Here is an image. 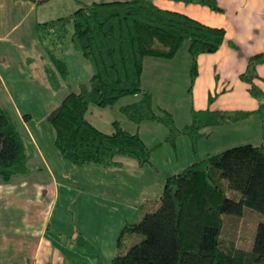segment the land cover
Returning <instances> with one entry per match:
<instances>
[{
  "label": "trees",
  "instance_id": "16d2710c",
  "mask_svg": "<svg viewBox=\"0 0 264 264\" xmlns=\"http://www.w3.org/2000/svg\"><path fill=\"white\" fill-rule=\"evenodd\" d=\"M170 1L222 12L215 0ZM70 25L72 45L91 64L93 74L89 84L69 93L47 117L55 132L56 149L78 167H115L121 158H130L139 167H155L152 150L139 134L117 123L114 132L101 131L87 118L90 106L106 108L123 98L140 96L122 108L125 115L138 125L146 120L161 122L173 133V115L168 111L156 114L151 94L143 87L146 61L172 60L187 43L194 82L198 58L218 52L226 41V30L163 9L153 0L83 2L72 15L37 25L51 63L45 66V75L55 91L59 88L55 72L64 79L69 75L67 63L56 50L63 46ZM48 40L52 48L46 46ZM260 64H264V53L251 57L245 75L257 78L255 70ZM252 90L256 91L255 86ZM250 114L194 110L192 124L183 131L196 139L207 135H201L202 129L237 123ZM36 154L19 122L0 105V181L7 183L28 174ZM228 188L241 198L229 197ZM244 208L264 214V146L230 148L195 158L180 172L166 174L160 199L142 208L138 222L124 225L111 264H264V223L258 225L251 251L222 237L223 215L239 217ZM128 239L136 242L129 247Z\"/></svg>",
  "mask_w": 264,
  "mask_h": 264
},
{
  "label": "rangeland",
  "instance_id": "374dc122",
  "mask_svg": "<svg viewBox=\"0 0 264 264\" xmlns=\"http://www.w3.org/2000/svg\"><path fill=\"white\" fill-rule=\"evenodd\" d=\"M83 2L85 3L82 0H51L48 4H38L37 12L29 20L30 29L29 21H23L14 33L5 39H0V71L2 70L12 94L9 99L5 92L0 90L1 95L6 98L4 108L19 122L20 130L26 136L27 132L16 115L15 108H18L22 118H26V122L30 123V129L38 142L42 139L48 141L49 137L52 139L53 135L55 136L54 129L47 122L49 112L59 106L69 93L79 91L81 84H89L93 69L91 64L74 49L71 42L73 27L70 25L63 46L56 50V55L67 63L69 75L65 79L60 78L59 73L54 71L59 88L56 91L53 90L43 68L45 63L49 65L51 63L38 38V35L41 36L42 33L33 29L32 22L36 19L41 24L48 20L68 17ZM237 32L243 35V32ZM254 33L255 31L252 39H250L251 36H243L242 41H238L235 37L239 43L238 46L231 45V37H227L222 51H220L221 48L216 53L201 55L198 58V73L194 82L192 60L187 50V43L172 60L148 59L146 61L143 87L151 94L152 106L156 114L163 115L164 111H168L173 115V133L169 126L161 122L146 120L138 125L125 115L122 108L138 101L140 96L123 98L111 107L90 106L87 118L98 129L112 133L117 123L123 129L139 134L152 150V162L155 169L150 165L138 168L134 160L121 158L124 161L122 168L99 167L100 170H95L98 173L108 171L118 174V177L114 175L116 178H112L111 175L108 178L110 187H113V196H118L125 190V198L133 197V192L140 191L141 210L147 203V200H142V196L149 197L146 189L150 188L149 191L154 192L159 183L165 180V173H178L193 164L195 158L204 159L208 155H215L230 148L243 145L264 146V64L257 66L255 70L257 78L251 79L250 74L245 75L249 60L260 50L256 49L258 44L262 45L261 52L264 53V31H260V35H254ZM19 37L26 45L24 48L16 44ZM46 46L52 48L49 40L46 41ZM2 65L7 66L8 70H5ZM254 86L256 94L252 90ZM208 108L213 111H250L251 114L237 123L202 129L201 135L202 133L207 135L192 139L190 132L182 130L192 124L194 110ZM67 170H69L70 189L86 186L87 183L84 182L85 177L82 174L84 170ZM105 176L104 174L101 177L105 178ZM89 179L93 182L95 178L90 176ZM225 184L227 185V182ZM227 195L235 200L241 198L239 192L229 188ZM62 199L63 196L56 212L60 215L62 222V229H60L62 234L69 238L71 233L80 230L92 244V251L85 249L84 252L87 254L80 253L79 259L67 257L70 260L68 262L111 264L117 254L116 241L123 229L119 221L127 211L110 214L115 217L110 219L108 224L101 223L99 220L100 225L92 223L87 228L85 224L86 228H82L81 225L78 226L76 217L78 216V212L75 211L77 202L73 201L72 205L67 207ZM94 211L96 213L94 219H96L99 213L96 209ZM89 216V213H82L80 217L88 219ZM126 216L128 215L124 217ZM140 216L141 211L139 218ZM131 219L132 222L138 220L132 216ZM223 222L222 237L234 240L240 249L251 251L258 225L264 223V214L244 208L243 214L239 217L223 215ZM135 242V240H126L129 247Z\"/></svg>",
  "mask_w": 264,
  "mask_h": 264
},
{
  "label": "crops",
  "instance_id": "0c3cea01",
  "mask_svg": "<svg viewBox=\"0 0 264 264\" xmlns=\"http://www.w3.org/2000/svg\"><path fill=\"white\" fill-rule=\"evenodd\" d=\"M82 1L91 3L93 1L127 0ZM153 1L163 9L185 14L204 25L225 29L226 40L227 37H231V45L238 46L237 40L242 41L243 36H251L250 39H252L254 31V35H260V31H264V0H215L218 7L222 10L220 13L197 4H185L170 0ZM49 2L51 0H0V39H5L14 33L23 21H29L30 17L37 12L38 4H48ZM32 23L34 25L33 29L36 31L37 28L35 26L39 22L34 19ZM28 25L30 29V21ZM237 31L243 32V35ZM21 33L23 35V32ZM21 37L17 39L18 42L16 44L20 48H24L26 45L20 40ZM235 37H237V40ZM256 49H260L256 54H260L263 51L262 45L259 44ZM222 50L223 47L220 51ZM46 65L48 64L45 63L43 68ZM2 66L5 70H8L6 69L7 66ZM1 71L0 90H3L7 97L11 99L10 95L12 94ZM5 99V96L0 93V105L3 107ZM17 109L15 108L16 115L27 132V135L24 136L34 143L37 154L31 162L32 169L29 174L16 176L7 183L0 181V264H71V262H68L70 260L67 257L79 259L81 258L80 253L87 254L84 252L85 249L92 251V244L82 233L83 231L73 232L69 238L62 234L60 230L62 229V222L60 215L56 213L62 196L63 203L66 206L72 205L73 201L77 202L75 211L78 212V216L76 217L78 226L81 225L82 228L85 227V224H87V228L92 223L100 225L99 220L101 223L108 224L110 219L112 220L115 217L110 214L119 211L121 213L127 211L125 215H128L124 217L125 215L121 214L123 218L120 219L119 225H123L122 227L127 223H135L140 220L143 214L142 208L140 210V191H137V193L133 192V197L127 196L125 198V190L118 196H113V187H110L108 178L110 175L112 178L118 177L117 173H109L108 171L107 173L103 171L98 173L95 171L100 170L98 166L78 167L70 164L64 160L56 149L54 135L52 139L49 137L48 141L42 139L38 142L30 129V123L26 122L25 118H22V113ZM119 161L120 165L117 168H122L124 161L122 159H119ZM135 164L138 168H142L137 163ZM152 168L155 169V167ZM67 169L84 170V173L81 172L85 177L86 186L70 189L69 170ZM104 174L106 175L105 178L101 177ZM166 174L172 173H165L164 177H166ZM90 176L95 178L93 182L90 181ZM164 181L159 183L154 192L149 191L150 188L146 189L149 197H146V195L142 196V200H147V203L143 206L145 209H147L146 206L150 202L160 199L165 184ZM100 187L102 188L100 189ZM158 195L160 196L156 198ZM75 197L77 200H74L76 199ZM94 209L99 213V217L96 219H94L96 214ZM140 211L141 216L139 218ZM82 213H89V218H81ZM131 216L133 218L136 217L138 220L132 222Z\"/></svg>",
  "mask_w": 264,
  "mask_h": 264
},
{
  "label": "bare ground",
  "instance_id": "6f19581e",
  "mask_svg": "<svg viewBox=\"0 0 264 264\" xmlns=\"http://www.w3.org/2000/svg\"><path fill=\"white\" fill-rule=\"evenodd\" d=\"M58 107V106H57ZM164 110V109H163ZM50 113V112H49ZM29 120V119H28ZM188 126V125H187ZM186 127V126H185ZM183 131V130H182ZM184 133V132H183ZM186 134V133H185ZM189 137V136H188ZM190 139V138H189ZM192 141V140H191ZM193 143H195V142H193ZM130 159V158H129ZM117 167V166H116Z\"/></svg>",
  "mask_w": 264,
  "mask_h": 264
}]
</instances>
